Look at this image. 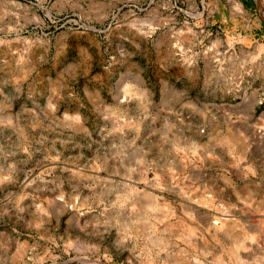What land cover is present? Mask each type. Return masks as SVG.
I'll return each mask as SVG.
<instances>
[{"label": "rangeland", "instance_id": "1", "mask_svg": "<svg viewBox=\"0 0 264 264\" xmlns=\"http://www.w3.org/2000/svg\"><path fill=\"white\" fill-rule=\"evenodd\" d=\"M0 264H264V0H0Z\"/></svg>", "mask_w": 264, "mask_h": 264}, {"label": "clouds", "instance_id": "2", "mask_svg": "<svg viewBox=\"0 0 264 264\" xmlns=\"http://www.w3.org/2000/svg\"><path fill=\"white\" fill-rule=\"evenodd\" d=\"M162 171L165 170V169H161ZM156 180H159V177L156 178ZM144 183L148 184L149 186H154L153 185V182L152 181H148L146 178L144 179ZM155 186H159V185H155ZM163 190V189H162ZM137 210L135 208L132 209V213L134 214ZM139 221H136L134 219V216H130L129 217V221H128V224H129V227H128V230L127 231H124L122 233V235L125 237V238H128V239H131L133 238L132 237V229H131V225H134V224H138ZM37 227H39V225H37ZM121 227L123 228L124 225H121ZM153 235H155V232H153ZM149 240H151V237L148 238ZM163 250H166V249H163Z\"/></svg>", "mask_w": 264, "mask_h": 264}]
</instances>
